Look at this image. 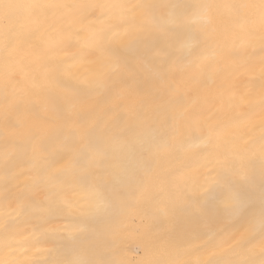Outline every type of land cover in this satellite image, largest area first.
I'll list each match as a JSON object with an SVG mask.
<instances>
[{
    "label": "clouds",
    "instance_id": "obj_1",
    "mask_svg": "<svg viewBox=\"0 0 264 264\" xmlns=\"http://www.w3.org/2000/svg\"><path fill=\"white\" fill-rule=\"evenodd\" d=\"M0 264H264V0H0Z\"/></svg>",
    "mask_w": 264,
    "mask_h": 264
}]
</instances>
